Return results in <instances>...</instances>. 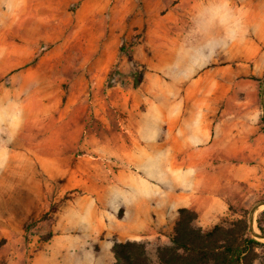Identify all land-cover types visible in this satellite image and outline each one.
Returning a JSON list of instances; mask_svg holds the SVG:
<instances>
[{
    "label": "rangeland",
    "instance_id": "374dc122",
    "mask_svg": "<svg viewBox=\"0 0 264 264\" xmlns=\"http://www.w3.org/2000/svg\"><path fill=\"white\" fill-rule=\"evenodd\" d=\"M263 81L264 0H0V264H112L181 207L251 211Z\"/></svg>",
    "mask_w": 264,
    "mask_h": 264
},
{
    "label": "trees",
    "instance_id": "16d2710c",
    "mask_svg": "<svg viewBox=\"0 0 264 264\" xmlns=\"http://www.w3.org/2000/svg\"><path fill=\"white\" fill-rule=\"evenodd\" d=\"M133 67L131 77L137 87L144 75ZM230 210L232 216H240H226L206 229L199 224L197 212L181 207L168 243L157 245L152 253L146 241L115 242L112 264H255L261 258L258 249L264 243L252 236L250 211L233 207ZM257 224L264 234V210L259 213ZM259 264H263V259Z\"/></svg>",
    "mask_w": 264,
    "mask_h": 264
},
{
    "label": "water",
    "instance_id": "95a60500",
    "mask_svg": "<svg viewBox=\"0 0 264 264\" xmlns=\"http://www.w3.org/2000/svg\"><path fill=\"white\" fill-rule=\"evenodd\" d=\"M262 99H263V119H264V81L262 84ZM263 208H264V201L258 202L251 208L249 214L252 236L258 240H264V234L259 230L258 226H256L257 228L255 229L258 212L263 211L264 210Z\"/></svg>",
    "mask_w": 264,
    "mask_h": 264
},
{
    "label": "crops",
    "instance_id": "0c3cea01",
    "mask_svg": "<svg viewBox=\"0 0 264 264\" xmlns=\"http://www.w3.org/2000/svg\"><path fill=\"white\" fill-rule=\"evenodd\" d=\"M259 49H263V45H262L261 43H259ZM244 58H247V57H244ZM249 116H250V117H249L250 119H251V118H256V115H254V114H253L252 116H251V115H249ZM249 118H248V121H249ZM193 136H196V135L193 134ZM193 136H192V137H193ZM255 264H256V263H255Z\"/></svg>",
    "mask_w": 264,
    "mask_h": 264
},
{
    "label": "bare ground",
    "instance_id": "6f19581e",
    "mask_svg": "<svg viewBox=\"0 0 264 264\" xmlns=\"http://www.w3.org/2000/svg\"><path fill=\"white\" fill-rule=\"evenodd\" d=\"M12 1V0H11ZM13 2H14V0H13ZM9 3V2H8ZM13 5V4H12ZM9 6H10V4H9ZM14 6V5H13ZM20 6V5H19ZM12 7V6H11ZM4 14V13H3ZM6 14V13H5ZM255 229H256V225H255Z\"/></svg>",
    "mask_w": 264,
    "mask_h": 264
}]
</instances>
